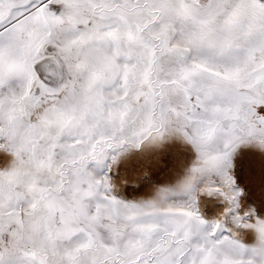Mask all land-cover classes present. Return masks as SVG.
I'll return each instance as SVG.
<instances>
[{
    "label": "snow or ice",
    "instance_id": "6c2138e0",
    "mask_svg": "<svg viewBox=\"0 0 264 264\" xmlns=\"http://www.w3.org/2000/svg\"><path fill=\"white\" fill-rule=\"evenodd\" d=\"M0 264H264V0H0Z\"/></svg>",
    "mask_w": 264,
    "mask_h": 264
}]
</instances>
